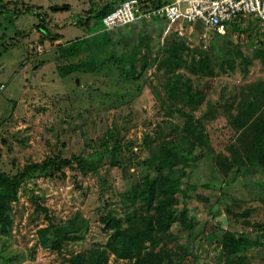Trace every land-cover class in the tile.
<instances>
[{"label":"rangeland","instance_id":"rangeland-1","mask_svg":"<svg viewBox=\"0 0 264 264\" xmlns=\"http://www.w3.org/2000/svg\"><path fill=\"white\" fill-rule=\"evenodd\" d=\"M120 1L0 0V168L16 171L29 161H43L57 153L69 157L101 150L103 136L112 129L121 140V153L134 158L132 163L127 162L129 172L112 165L106 153L98 172L86 174L77 167H67L65 175H42L22 186L20 198L10 211L12 224L7 231L0 224V264H70L68 257L73 253L106 241L108 233L101 216L108 208L122 212L124 191L132 177L146 168L137 159L158 149L160 140L156 137L160 132L153 127L163 120V107L168 105H160L157 95V89L164 94L162 84L167 75L153 59L139 77L130 75L129 67H125L128 53L141 37L153 38L151 58L172 41H184L185 63L178 71L185 78L191 77L194 84L208 76L200 74L205 73L200 66L197 72L190 69L192 55L199 58L200 53L210 51V64L216 72L207 97L194 115L218 153L229 154L230 143L236 139L231 119L240 91L253 82L264 81V62L259 59L250 65L248 73L240 63L234 68L219 64L237 46L250 55L259 40L264 41V24L257 17L249 15L251 19L239 21V25L230 24L226 34L211 33L207 37L191 28L165 34L164 21L145 28L139 22L112 31L103 29V22L97 24L95 17L89 27L77 22L81 17L89 19L107 3L115 6ZM3 3L11 8H4ZM44 25L47 33L40 29H45ZM104 32L107 36L101 37ZM77 38L82 50L68 54L65 46ZM139 49L137 67L142 66V55L148 51L144 46ZM90 58L95 65L91 69H84L93 67L87 61L84 68L66 75L58 68ZM172 119L182 121L178 114ZM165 128L169 130V126ZM148 131L149 142L145 139ZM187 179L198 186L193 189L189 206L199 220L191 231L178 222L172 225L173 232L181 233L177 247L194 251L191 259L195 257L199 263L227 264L221 241L225 230L249 231L253 226L248 221L264 223V169L230 171L224 179L210 156L193 161ZM33 196H40L56 222L68 221L81 211L90 221L89 229L81 232L84 238L68 242L62 253L43 246L37 231L49 221L45 211L36 210ZM210 211H214L221 227L214 234H201ZM249 254L250 264H264V246ZM126 262L122 259L119 264Z\"/></svg>","mask_w":264,"mask_h":264},{"label":"trees","instance_id":"trees-1","mask_svg":"<svg viewBox=\"0 0 264 264\" xmlns=\"http://www.w3.org/2000/svg\"><path fill=\"white\" fill-rule=\"evenodd\" d=\"M169 1L141 0L140 9L152 10ZM2 6L6 9L11 8L8 3H3ZM115 6L107 3L89 19L81 17L77 22L89 27L92 25L91 18L95 17L97 24H101L103 16ZM64 7L58 6L57 8ZM250 17L235 18L231 24L239 25L241 21L251 19ZM156 21L166 23L164 16L152 14L151 17L140 18L132 24L116 29L128 28L139 22L145 28ZM97 24L93 25L96 27ZM40 29L46 33L48 31H46V26L45 29L42 27ZM103 29L116 30L107 29L104 26ZM99 35L107 36L105 32ZM147 38V36L141 37L140 43L135 46L131 54L128 53L125 67H129L130 75L139 77L153 59L158 69L164 70L167 75L162 84L164 94L161 89H157L160 105L168 102V105L163 107L165 117L156 127H153L160 132L156 137L160 140L158 149L137 159L138 163L145 165L146 168L136 177H132L129 188L124 191V197L121 199L122 212L108 208L102 214L101 221L108 233L106 241L96 243L87 250L73 253L68 257L70 264H119L122 259L127 260L126 264H204L195 260V257L191 259L194 251L177 247L181 233L172 230V225L176 222L188 231L194 230L198 224L199 219L192 213L189 206V200L193 197V189L198 187L196 183L187 179L190 176L192 162L212 156L217 171L224 179L230 176V171L237 172L245 168L254 170L257 167L264 169V81L253 82L240 91V97L234 103L236 113L231 119L237 130L236 139L230 143L231 152L229 154L218 153L210 144L202 122L194 115L195 110L207 97L212 77L216 72L210 64V51L205 54L200 53L199 58L192 55L193 63L189 65L190 69L197 72L199 71L197 67L200 66V70L205 71L200 74L208 76L205 81L194 84L191 77L185 78L178 71L185 63L183 52L187 45L184 41H172L166 50L151 58L152 54L149 50H152L153 38ZM80 41L77 38L65 46L66 52L75 54L82 50L83 44ZM143 46L148 51L142 55L144 60L142 66L137 67L141 53L139 48ZM227 54L228 57L220 61V67L234 68L240 63L244 72L248 73L250 65L255 60L259 59L264 62V41L259 40L250 55H246L238 46L235 52L228 51ZM86 61L87 65L93 67L84 68ZM94 66L90 58L69 65L61 64L58 68L62 75H66L74 70L91 69ZM175 114L181 117V122L173 121ZM148 123L151 126L152 122ZM166 126H169V130L165 128ZM149 135L148 131L145 135L148 142ZM131 144L129 146L132 147ZM100 146L101 150L93 149L87 154H73L69 157L60 153L49 155L43 161H29L19 166L16 171H6L0 168V224L2 230L7 231L12 224L10 211L13 204L19 200L22 186L33 178L42 175H65L67 167H77L86 174L98 172L103 165L106 153L110 154L112 165H119L124 171H130L127 162L132 163L134 158L127 152L124 155L121 153L123 149L121 140L113 129L109 135L103 136ZM180 194L182 198L179 197ZM33 203L36 210L45 211L49 221L37 231L38 241L43 246L62 253L68 242L84 238L85 235L81 232L89 229L90 221L81 211H77L68 221L56 222L54 217L48 215V208L40 202V196H33ZM248 222L253 226L252 230L240 232L225 230L222 234L221 241L227 264H250L249 251L264 246V223ZM220 227L221 223L216 219V214L210 211V216L204 221L200 233L210 231V234H214Z\"/></svg>","mask_w":264,"mask_h":264},{"label":"built area","instance_id":"built-area-1","mask_svg":"<svg viewBox=\"0 0 264 264\" xmlns=\"http://www.w3.org/2000/svg\"><path fill=\"white\" fill-rule=\"evenodd\" d=\"M140 3L141 0L121 1L103 16L104 28L116 29L152 14L165 17V34L172 30H193L197 20L203 21L205 26L199 30L206 37L214 31L226 34L230 24L238 17L253 15L264 24V0H170L152 10H141Z\"/></svg>","mask_w":264,"mask_h":264},{"label":"water","instance_id":"water-1","mask_svg":"<svg viewBox=\"0 0 264 264\" xmlns=\"http://www.w3.org/2000/svg\"><path fill=\"white\" fill-rule=\"evenodd\" d=\"M204 26H205V25H204V23H203L202 20H197V21L195 22V27L198 28V29H203Z\"/></svg>","mask_w":264,"mask_h":264}]
</instances>
